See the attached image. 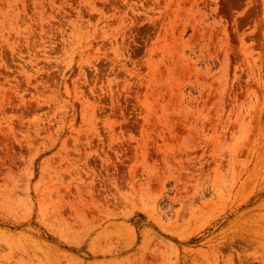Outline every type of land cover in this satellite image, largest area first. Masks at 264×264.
I'll return each mask as SVG.
<instances>
[{
  "label": "rangeland",
  "instance_id": "374dc122",
  "mask_svg": "<svg viewBox=\"0 0 264 264\" xmlns=\"http://www.w3.org/2000/svg\"><path fill=\"white\" fill-rule=\"evenodd\" d=\"M0 264H264V0H0Z\"/></svg>",
  "mask_w": 264,
  "mask_h": 264
}]
</instances>
